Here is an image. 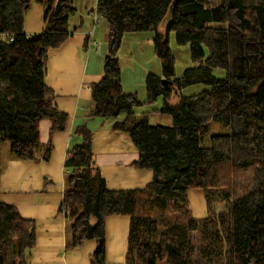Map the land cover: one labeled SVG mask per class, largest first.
Instances as JSON below:
<instances>
[{
  "label": "trees",
  "instance_id": "1",
  "mask_svg": "<svg viewBox=\"0 0 264 264\" xmlns=\"http://www.w3.org/2000/svg\"><path fill=\"white\" fill-rule=\"evenodd\" d=\"M36 1L46 8L45 27L27 34L30 1L0 0V192L3 143L18 159L49 160L52 143L42 144L40 122L50 119L54 132L69 119L46 76L49 52L71 35L77 8L72 0ZM97 9L111 33L103 76L93 85L92 115L114 118L113 128L128 132L139 151L134 166L154 176L145 188L109 189L96 164L94 134L79 126L82 140L68 150L59 207L69 222L67 250L96 239L91 264H107L106 218L124 215L131 219L124 264H264V0H99ZM149 30L163 77L148 75L146 103L162 98L153 112L171 114L172 126L152 125L149 112L137 115L145 102L126 93L121 81L124 34ZM172 32L179 45L190 46L194 63L179 78ZM218 69L224 77L216 76ZM197 85L203 88L183 92ZM211 123L228 133L202 146ZM191 189L205 193L203 217L191 210ZM36 239L35 220L0 200V264H26Z\"/></svg>",
  "mask_w": 264,
  "mask_h": 264
},
{
  "label": "crops",
  "instance_id": "2",
  "mask_svg": "<svg viewBox=\"0 0 264 264\" xmlns=\"http://www.w3.org/2000/svg\"><path fill=\"white\" fill-rule=\"evenodd\" d=\"M29 1L31 5L25 16L24 29L27 34H34L43 31L45 27L46 8L36 0ZM72 1L75 5V1ZM95 5L96 0H90L88 5L82 6L84 8L81 11L76 6L77 12L69 20L71 35L61 46L49 52L46 82L55 91L54 102L59 110L69 114L67 126L63 130L52 132L50 119L40 122L42 144L46 146L52 143L49 160L18 159L12 152L5 155L1 147L0 200L15 205L25 218L36 222V244L27 253L26 264H91L97 240L90 239L81 247L67 250L69 222L59 210L66 186L67 153L72 144L82 140L76 133L79 126L86 124L94 134L96 164L109 189H141L153 180L152 169L134 166L139 151L129 133L115 130L114 118L92 115L93 85L103 76L111 33L109 24L102 21L98 26L101 20L98 24L94 23ZM154 38L155 31L152 30L125 33L123 41L140 40V44L145 42L152 50L145 53L139 45L138 52L131 56H120L122 63H129L131 59L133 67L138 66L141 70L137 76L139 83L145 81L146 88L139 90L134 85L129 87V71L125 72V69L121 72V81L124 91L137 95L145 102L144 105L149 104L146 103L148 75L152 73L163 77V63L156 54ZM185 69L177 78L184 75ZM43 153L42 150L39 155L42 157ZM189 200L195 216L203 217L207 214L208 202L203 190L191 189ZM130 225L129 216L112 215L106 218L107 264L125 263Z\"/></svg>",
  "mask_w": 264,
  "mask_h": 264
},
{
  "label": "rangeland",
  "instance_id": "3",
  "mask_svg": "<svg viewBox=\"0 0 264 264\" xmlns=\"http://www.w3.org/2000/svg\"><path fill=\"white\" fill-rule=\"evenodd\" d=\"M74 1H75V6H77L80 11L82 8H84V7H82L83 5H88L90 2V0H74ZM97 4H98V0H96V5ZM96 5L94 8V9H96L95 11H97ZM98 16H100V20H101L100 22L98 21L99 24L97 22L98 26H100L102 21L104 23H106L107 25L109 24L108 20L101 13H99ZM93 26H95V24H93ZM139 41L140 40L134 41L133 39H131V40H129V42H127V41L122 40L121 47L118 51L119 58L122 55H128L129 54V56H131L133 53H136V51L138 52L137 47L139 45H141L143 47V51L145 53H149V51L152 50L149 47V44H146L145 42L140 44ZM170 43H171V48H172L173 54L175 55V58H176V77H177L178 75L181 74V72L186 67H188L189 65H192V63H193L191 51H190V46L189 45H179L177 40H176L175 32L171 33ZM120 61H121V59H120ZM131 61L132 60L130 59L129 63H127V62L122 63L121 62L122 70L124 71V69H125V72L129 71V77H128L129 80L127 82V83H129V87L134 85V87L139 89V90H141L143 87L146 88L145 81L142 80L139 83V77L137 76V74L139 75L141 73V70L139 69L138 66H136L134 68L133 67L134 63ZM126 67L128 69H126ZM215 74L217 77L222 78L225 76V71L218 69L215 71ZM201 86L200 85L193 86L190 89L184 91V93L185 94L194 93L195 90L201 89L200 88ZM162 107H163V102H162V98H160L159 101L154 103V104L138 106L136 108V112H137V115H142V113H144V112H149V121L152 125L172 126L174 124V117L171 114L163 113V112H159V111L153 112L154 109H161ZM219 133H228V129L222 127L220 124L211 123V129H210L209 135L201 141L202 146H210L212 136L219 134ZM2 151L5 155L7 153L9 154L12 152L11 151V144L8 141L3 143ZM239 172H241V173H239ZM239 172H238V174L240 175L239 178L241 179V181L245 180L244 179L246 177L245 175H247L246 171L242 170ZM216 206L219 210H221L223 207L222 204H217Z\"/></svg>",
  "mask_w": 264,
  "mask_h": 264
},
{
  "label": "built area",
  "instance_id": "4",
  "mask_svg": "<svg viewBox=\"0 0 264 264\" xmlns=\"http://www.w3.org/2000/svg\"><path fill=\"white\" fill-rule=\"evenodd\" d=\"M99 1V0H98ZM99 11L97 9V11L93 12V17H94V23L97 24L98 21H100V16H98Z\"/></svg>",
  "mask_w": 264,
  "mask_h": 264
},
{
  "label": "water",
  "instance_id": "5",
  "mask_svg": "<svg viewBox=\"0 0 264 264\" xmlns=\"http://www.w3.org/2000/svg\"><path fill=\"white\" fill-rule=\"evenodd\" d=\"M172 83V81L171 80H169V79H166V78H163V84L164 85H169V84H171ZM262 83H264V79L261 81V84ZM260 84V85H261Z\"/></svg>",
  "mask_w": 264,
  "mask_h": 264
}]
</instances>
